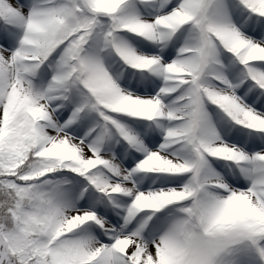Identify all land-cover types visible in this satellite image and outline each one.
<instances>
[{
	"label": "snow or ice",
	"instance_id": "1",
	"mask_svg": "<svg viewBox=\"0 0 264 264\" xmlns=\"http://www.w3.org/2000/svg\"><path fill=\"white\" fill-rule=\"evenodd\" d=\"M0 264H264V0H0Z\"/></svg>",
	"mask_w": 264,
	"mask_h": 264
}]
</instances>
